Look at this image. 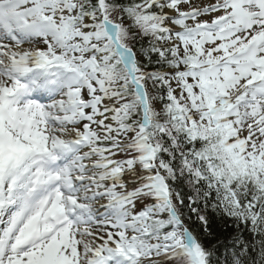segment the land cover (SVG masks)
<instances>
[{"label": "snow or ice", "instance_id": "obj_1", "mask_svg": "<svg viewBox=\"0 0 264 264\" xmlns=\"http://www.w3.org/2000/svg\"><path fill=\"white\" fill-rule=\"evenodd\" d=\"M0 264H264V0H0Z\"/></svg>", "mask_w": 264, "mask_h": 264}]
</instances>
